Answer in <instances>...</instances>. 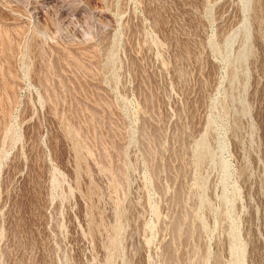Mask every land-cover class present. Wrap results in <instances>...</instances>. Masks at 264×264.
<instances>
[{
	"label": "rangeland",
	"instance_id": "obj_1",
	"mask_svg": "<svg viewBox=\"0 0 264 264\" xmlns=\"http://www.w3.org/2000/svg\"><path fill=\"white\" fill-rule=\"evenodd\" d=\"M0 264H264V0H0Z\"/></svg>",
	"mask_w": 264,
	"mask_h": 264
},
{
	"label": "bare ground",
	"instance_id": "obj_2",
	"mask_svg": "<svg viewBox=\"0 0 264 264\" xmlns=\"http://www.w3.org/2000/svg\"><path fill=\"white\" fill-rule=\"evenodd\" d=\"M182 222L180 220H176L175 222V226H174V229H175V233L178 234L179 232H181L182 230ZM187 230L189 231V229L187 228ZM186 230V232H187Z\"/></svg>",
	"mask_w": 264,
	"mask_h": 264
}]
</instances>
